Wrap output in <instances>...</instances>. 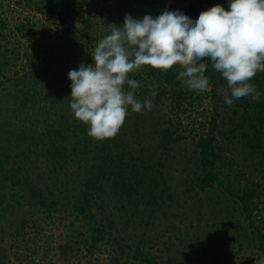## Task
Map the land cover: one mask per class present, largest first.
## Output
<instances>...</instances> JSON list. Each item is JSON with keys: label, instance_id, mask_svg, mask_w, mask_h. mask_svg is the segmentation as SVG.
<instances>
[{"label": "trees", "instance_id": "obj_1", "mask_svg": "<svg viewBox=\"0 0 264 264\" xmlns=\"http://www.w3.org/2000/svg\"><path fill=\"white\" fill-rule=\"evenodd\" d=\"M24 3L27 5L23 11L28 7L32 11L14 22V13ZM165 9L161 0H0V174L1 180L9 185L3 187L10 190L6 197L17 201L15 206L13 203L7 206L17 208L23 198L30 197L28 203L37 208L35 214H43L45 225H52L64 213L74 215L75 220L65 227L67 233L58 247L63 260L70 264H160L161 256L154 253L152 246L161 243L160 250L166 252L170 250L169 244L148 240L147 234H154L158 228L177 231L178 218V223L189 227L178 243L187 253L189 264H197L201 246H211L214 240L222 244L226 238L241 241V246L248 242L249 247L259 252L264 264V176L255 179L240 160L223 154L218 140L220 136L231 139L238 135L239 152H244L245 163L254 158L264 160V72H258L251 80L262 93L258 101L243 97L224 106L231 115L222 117L217 111L209 116L202 110L193 117L209 94L216 99L219 91L229 88L211 63L205 73L211 88L208 94L186 88L177 76L179 61L160 69L144 66L129 74V78L140 82L136 98L151 99L153 104L154 92L163 98L162 103L169 110L167 125L157 123L153 131L149 119L154 122L153 115L159 111L152 108L135 113L129 108L118 134L103 141L89 137L88 126L76 119L70 109L68 72L78 69L81 63L92 64L91 52L99 40L111 34L115 26H122L126 14L138 19L146 14L155 17ZM34 11L50 14L45 17V28L32 17ZM7 34L17 40L26 39L30 44L22 77L18 71L13 72L14 78L7 73L12 65L7 57L9 49L2 42H8ZM15 59L21 61L19 52ZM6 83L13 84L18 95L3 94L8 91ZM124 87L130 90L127 84ZM230 95L231 89L227 96ZM11 100L15 104L9 107ZM17 106L33 110L34 114H45L42 134H36L32 128L23 133L18 125L8 121L19 109ZM187 113H191L194 123L185 125L183 114ZM3 116L8 119L4 121ZM35 117L36 114L32 118ZM225 119L232 122L227 132L223 131L227 126ZM150 127L151 145L138 148L137 142ZM189 139L194 147L189 150L193 168L185 167L186 188L177 192L170 186V172L166 169H170L168 163L175 159L178 147ZM36 172L38 180H33L30 176ZM191 173L201 175L192 177ZM43 179L45 184H40ZM213 191L219 192L216 201ZM108 195L113 205L106 204L104 196ZM4 199L0 194V205ZM127 206L120 225H112V215L120 214ZM7 210L10 209H1ZM13 214L4 216L15 217ZM136 220H140L138 225L135 223L137 226ZM188 221L190 225H186ZM14 224L16 235L24 237V226L15 221ZM139 227L143 231L140 238ZM112 228H118L116 236L109 231ZM5 234L8 233L3 229L2 235ZM134 236L139 240L133 242ZM47 239H54L53 233ZM111 241L112 250L106 255L104 244ZM52 244H47L49 253L55 248ZM49 264L57 263L54 260Z\"/></svg>", "mask_w": 264, "mask_h": 264}, {"label": "clouds", "instance_id": "obj_2", "mask_svg": "<svg viewBox=\"0 0 264 264\" xmlns=\"http://www.w3.org/2000/svg\"><path fill=\"white\" fill-rule=\"evenodd\" d=\"M91 55L92 64L68 72L70 109L98 141L118 134L129 108L152 109L151 99L136 98L140 82L129 78L144 66L160 69L179 61L177 76L186 88L204 92L210 87L205 75L210 62L231 89L227 105L243 97L258 101L262 93L251 80L264 72V0H228V10L215 5L195 16L181 6L155 17L126 14L123 25L99 40Z\"/></svg>", "mask_w": 264, "mask_h": 264}, {"label": "rangeland", "instance_id": "obj_3", "mask_svg": "<svg viewBox=\"0 0 264 264\" xmlns=\"http://www.w3.org/2000/svg\"><path fill=\"white\" fill-rule=\"evenodd\" d=\"M162 3L166 6V8L170 7H176V6H186L185 9L189 11L191 14L198 15L199 13L208 10L212 6L215 5H223L225 7V10H228V0H161ZM14 2H9V5H13ZM200 4V5H199ZM27 4L24 3L20 11H16L14 13V22L19 21L21 19H24L26 15H28L27 11H32L28 7L27 11H23L25 9V6ZM32 17L34 16L37 21H40L39 26L41 27L42 25L45 28V19L50 17V14H39L36 13L35 11L32 12ZM12 17V18H13ZM47 17V18H45ZM11 18V19H12ZM14 22H12L14 24ZM8 30V29H7ZM6 31L4 30V33ZM9 33V32H8ZM8 42L2 41L3 45L7 46L9 49V52L7 53V57L11 60L12 65L9 67L8 70V75H10L12 78H14V71L19 72V77H22L25 75L26 70H23L22 67L27 64L26 63V57L25 53L28 51L30 44H28V41L26 39H21L17 40L13 36L10 37L8 34ZM19 52L20 53V60H14L15 54ZM13 58V61H12ZM71 84V83H70ZM68 83V86H70ZM7 92H2L3 94H17L18 91L14 87L13 84L6 83ZM209 91H211V88H209ZM230 88L224 87L222 91H219L218 93V98H214V94H209L207 97V100L203 103V107L199 109V111L193 112L192 116H198L200 111L204 110L207 112V114L210 116L213 113H218L221 114L222 117L226 115H231V111L228 109H225L224 106H226V103L224 102L225 97L229 93ZM208 94V92L206 91ZM155 96V102L153 104V109L155 111H159L158 114L153 115V119H156L154 122L149 119V125L153 123L154 128L153 131L156 130V124L159 123L162 126H166V122L168 121V115H169V110L168 107H166V104L164 105L162 103L163 98H160L156 92H154ZM70 96V95H69ZM15 101L11 100V102L8 104L9 107L14 105ZM234 106V105H233ZM18 107V106H17ZM19 108V107H18ZM230 109V107H229ZM192 112V111H189ZM36 114L35 119L34 117ZM34 114V111H28V110H21L20 108L15 111L11 116H3V120L6 121L8 119L9 122H12L14 125H18V128L25 133L29 128H32L33 131L38 135L42 134L43 131V120L45 119V114L43 112H36ZM191 113L183 114V120L185 119L184 123L185 125L189 123H194V118L191 119ZM195 115V116H194ZM200 119V118H199ZM35 121V123H33ZM227 121V126L223 129L224 132H227L231 129L232 127V122L231 120L225 119ZM190 126V125H189ZM150 127V131H151ZM146 133V136L143 137L140 142L138 143V148L139 146L143 147H149L151 144V139L153 137V131H148L144 130ZM144 133V132H143ZM229 135V134H228ZM219 140V145L224 148V153L227 154L228 156H234L235 161L240 160L241 165H245L247 168L246 171H248L249 174H252V176L255 179H260L264 176V160H258L257 158H254L253 160H249L248 163L244 162V152L240 151V136H236L235 138L231 136V139H227L224 137H218ZM134 141V140H133ZM1 148V147H0ZM188 149V150H187ZM189 150H194V147L191 143V140L189 139L188 142L185 144H182L178 147V151L175 155V159L171 162L168 163V167L171 169H166V171H169V177H170V186L173 187L177 192H181L182 190L186 188L185 186V167L189 166L191 169L193 168V162L192 157ZM196 162V160H195ZM262 163V164H261ZM195 169V167H194ZM200 170V169H199ZM37 172L32 174L30 177L33 180H38L37 177ZM198 175H201V173H191L192 177H197ZM2 176L0 174V194H3L5 196V199L3 200V203L0 205V207L3 208H9L10 210L4 212L1 211L0 209V264H49L50 261L56 260L57 264H70L67 260H63V256L60 254V249L58 248L59 245L63 243V238L62 236H65L67 233V228L68 225H70L74 220L75 216L72 214L64 213L63 216L59 217L56 219L55 222H53L52 225H45L43 223V214L38 212L35 214V211L37 208L34 209L33 204H29L28 202H31L30 197L23 198L22 204L17 207L13 208L10 206H7L8 204L13 203L15 206V200H11L10 198L8 199L5 195V193L10 192L9 189H3V187H8L9 185H6L2 180ZM40 184H45L44 179L39 181ZM61 184V182H60ZM213 199L216 201L218 200V194L219 192L213 191ZM225 199V198H224ZM104 200L107 205H113L112 199H110V195L104 196ZM227 201V200H226ZM228 202V201H227ZM33 203V202H32ZM126 204V203H125ZM228 205H232V203H229ZM187 206V204H185ZM233 206V205H232ZM129 206H127L126 209H124L120 214L115 213V215H112V218L110 220V223L117 227L119 226L120 223L122 222L123 218L126 217L125 211L128 209ZM31 210L30 212H28ZM136 209H133L134 211ZM173 208L171 209V211ZM209 211V210H208ZM8 215L10 212L14 213L13 216H8L5 217L4 214ZM70 212V211H69ZM18 216L16 217V215ZM209 213L206 214V219L208 218ZM170 218H172V214H169ZM106 217V216H104ZM27 218L29 220H26L24 222V219ZM139 219V218H136ZM179 219V218H178ZM177 221V226L181 230L177 228L172 231L166 232L163 229H156L154 234H151V232H148L146 239L152 240L156 242V240H160L163 244L168 242L170 250H166V252H162L160 249L163 247V245L156 244L152 247H154L153 251L154 253H159L161 256L159 258L160 264H189L188 263V255L185 253L180 247L178 246L179 243V238L187 232L188 226L185 227V225H182ZM181 219V218H180ZM183 220L186 219V217L182 218ZM205 219V221H206ZM12 220V221H11ZM14 221L19 224L20 227H23V231L25 232V236L21 237L20 235H16V231L13 228V226H16L14 224ZM65 223V224H64ZM137 223V225L140 223V220H136L134 222ZM205 223V222H204ZM117 224V225H116ZM135 225V226H137ZM186 225H190V221L187 222ZM164 226V224L162 225ZM3 229L8 234L2 235ZM118 229V228H117ZM117 229L114 230V228L110 229L109 231L113 233L114 236H116ZM123 229V228H122ZM49 233H53L54 239L49 241L47 239V236H49ZM163 233L165 235H163ZM191 233V232H190ZM138 237L143 234L142 229L139 227L137 231ZM127 237V235H126ZM138 237H132L133 242L136 240L138 241ZM2 238L4 239L3 241ZM236 238V237H235ZM172 239V240H171ZM132 240V239H131ZM49 242H53V246L55 247L54 250H52V253H49L47 250V244ZM132 242V243H133ZM114 242L111 241V243L104 244V254L107 255L109 251L112 250L111 245H113ZM171 245V246H170ZM221 245V248H219ZM103 248V249H104ZM84 249H82L81 253H84ZM161 251V252H160ZM54 255H60L59 258L54 257ZM197 258H199L197 264H263L261 262V258L259 257V252L254 247H249L248 242H243L241 246V241H237L235 239L231 238H226L223 240L222 244H219L218 241L214 240L213 244L211 246L203 245L200 248V251L197 252L196 255ZM126 259V258H125Z\"/></svg>", "mask_w": 264, "mask_h": 264}]
</instances>
